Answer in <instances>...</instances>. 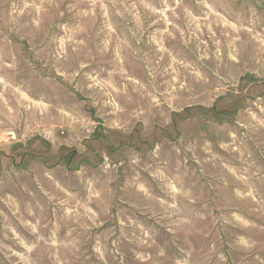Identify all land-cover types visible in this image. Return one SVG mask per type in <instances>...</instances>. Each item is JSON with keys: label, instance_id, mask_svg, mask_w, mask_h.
Returning a JSON list of instances; mask_svg holds the SVG:
<instances>
[{"label": "rangeland", "instance_id": "1", "mask_svg": "<svg viewBox=\"0 0 264 264\" xmlns=\"http://www.w3.org/2000/svg\"><path fill=\"white\" fill-rule=\"evenodd\" d=\"M0 264H264V0H0Z\"/></svg>", "mask_w": 264, "mask_h": 264}]
</instances>
